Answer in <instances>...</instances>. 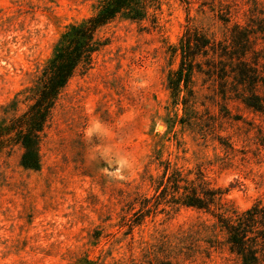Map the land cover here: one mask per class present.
Listing matches in <instances>:
<instances>
[{"label":"rangeland","instance_id":"obj_1","mask_svg":"<svg viewBox=\"0 0 264 264\" xmlns=\"http://www.w3.org/2000/svg\"><path fill=\"white\" fill-rule=\"evenodd\" d=\"M101 2L0 0V129L33 102L61 35ZM137 2L142 18L101 26L91 64L59 93L39 168L0 143V264L241 263L218 215L264 207V114L201 55L187 89L171 79L187 27L223 42L246 28L264 51V0ZM204 184L218 191L209 211L181 204Z\"/></svg>","mask_w":264,"mask_h":264},{"label":"trees","instance_id":"obj_2","mask_svg":"<svg viewBox=\"0 0 264 264\" xmlns=\"http://www.w3.org/2000/svg\"><path fill=\"white\" fill-rule=\"evenodd\" d=\"M144 7L137 0H102L100 8L85 22L69 26L58 40L51 58L41 71L40 87L33 102L21 116L0 129V143L6 138L23 148L21 165L37 170L40 166L37 146L40 134L50 115L59 93L67 85L77 68L90 65L94 53L100 47L95 39L96 31L119 14L131 19H141ZM256 32L236 26L230 42L208 38L200 30L187 27L180 42V65L171 83L187 89L196 58L206 59L209 76L232 79L235 86L243 88L247 96L242 103L256 112L264 114V52L256 47L252 38ZM264 39V38H263ZM252 54L254 60L248 58ZM219 65V66H217ZM220 65H223L222 67ZM178 181L176 185H178ZM178 189V186H177ZM218 191L204 184L198 192L191 189L184 193L182 205L210 210ZM219 222L228 233L230 251L238 255L240 264H264V207L254 205L236 214V220L218 215Z\"/></svg>","mask_w":264,"mask_h":264}]
</instances>
